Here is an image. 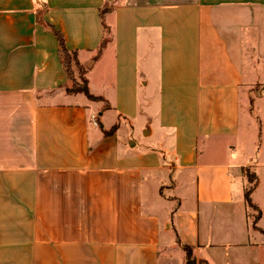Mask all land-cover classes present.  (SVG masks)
<instances>
[{"label":"crops","instance_id":"crops-1","mask_svg":"<svg viewBox=\"0 0 264 264\" xmlns=\"http://www.w3.org/2000/svg\"><path fill=\"white\" fill-rule=\"evenodd\" d=\"M263 180L264 0H0V264H264Z\"/></svg>","mask_w":264,"mask_h":264},{"label":"trees","instance_id":"trees-1","mask_svg":"<svg viewBox=\"0 0 264 264\" xmlns=\"http://www.w3.org/2000/svg\"><path fill=\"white\" fill-rule=\"evenodd\" d=\"M45 25L47 27L51 28L58 37L59 46H60L59 52H60L61 62H62L63 67L65 69L67 78L69 80V87L67 88V91L69 93H83L86 96H88L89 99H91V100H98L97 97H95L94 95H92L90 93L87 80L82 77L81 78L82 83H79L77 78L75 77L73 65L78 64L77 55L75 52H70L67 49L65 37H64L63 33L61 31H59L52 24L46 23ZM109 39H110L109 34H107V37H105V39L103 41V45H105ZM115 130H116V126L113 127L112 131H115ZM247 177H248V181L251 184H253V186L251 188L247 189V191H246V201H247L249 208H252L257 213V216L255 218V220L257 221L260 218L261 214H260L259 209L253 204L252 199H251V193H252L254 187L256 186L257 180L253 174L252 175L248 174ZM184 249L187 252V264H195V260H193V257H192V249L189 247H184Z\"/></svg>","mask_w":264,"mask_h":264},{"label":"rangeland","instance_id":"rangeland-1","mask_svg":"<svg viewBox=\"0 0 264 264\" xmlns=\"http://www.w3.org/2000/svg\"><path fill=\"white\" fill-rule=\"evenodd\" d=\"M74 66H75V64L73 65V69H74ZM87 73H88V69H87L86 65L84 64V65L81 66L80 71H79V74H81L80 77H78L75 74V77L77 78L79 83H82V80H81L82 77L87 80V76H86ZM258 95H259V88L253 90L252 97H257ZM91 101H94V100H91ZM252 186H253V184H251L248 181L247 189L251 188ZM256 199L259 201V203H261V205H262L261 208H262V210L264 212V180H263V182L261 184L260 190L257 193ZM250 215H251V220L255 221L257 213L252 208H250ZM261 224H262V226H264V217L262 219Z\"/></svg>","mask_w":264,"mask_h":264}]
</instances>
